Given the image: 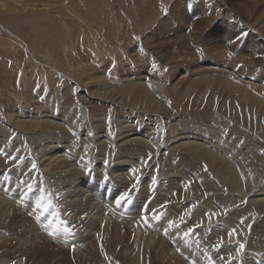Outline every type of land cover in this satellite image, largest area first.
<instances>
[{"label":"rangeland","instance_id":"1","mask_svg":"<svg viewBox=\"0 0 264 264\" xmlns=\"http://www.w3.org/2000/svg\"><path fill=\"white\" fill-rule=\"evenodd\" d=\"M192 1L196 7L187 14ZM243 1L0 0V209L7 206V218L26 213L32 219L24 220L21 231L2 229L6 235L0 236V241L14 239V232L21 244L28 246L38 236L50 246L52 264H80V259L89 253L93 261L91 257L84 259L88 264H122L121 260L127 264H178V261L209 264V257L215 264H227L229 259L220 256L223 250L233 257L231 264H264V212L259 203H254L264 201V109L252 110L248 106L251 97L259 96L264 102V56L261 64L259 58L263 54L256 56V52H251L256 51L258 44H264V40L259 35L263 34L262 28L251 20L257 13L255 7L249 12L247 24L241 26V17L232 6L237 2L240 7ZM179 6L184 12L186 9L187 15L173 13ZM209 9L214 18L217 19L216 13L221 15L223 26L218 27L219 18L209 27L204 26L197 34L198 45L192 51L190 27L197 21L192 16L197 18ZM224 23L234 29L229 35H237L242 29L252 33L254 40L249 53L244 49L245 42V47L248 46L247 35H241L238 42L241 52L228 46L231 42L227 46L222 44L223 38L218 34L225 28ZM168 35H172L169 46L162 44V38ZM180 36L183 41L177 42ZM156 40L158 43H153ZM214 41L222 48L218 45L209 51L207 45H213ZM163 50L174 54L183 52L187 59L162 62L157 52ZM87 66L93 73L114 68L112 76L107 78L114 94L118 93V84L125 82L123 77L134 74L139 80L133 78L127 83L153 80L159 86L155 93L161 102L174 105L172 92L173 95L185 93L199 76H215L226 78L232 86L237 85L236 89L247 90L249 100L243 103L230 94L229 98L222 89L211 94L204 92L197 101L201 107L183 109L178 114L172 113L171 108L166 117H159L144 102L134 109L132 102H122L119 96L112 99L113 95L107 94L94 98L92 91L100 92L103 88L99 83L87 86L81 79V72ZM54 75L62 80L59 84L57 80L52 83ZM47 88L49 91L45 92ZM95 104L104 108H89ZM49 122L63 129L46 127L45 123ZM37 125L43 126L35 128ZM133 138L139 139V144L132 145L129 140ZM185 143L208 147L236 165L242 194L229 190L216 169L180 146ZM167 147H172L174 156L169 155ZM251 163L261 167V179L256 185L248 180L244 170ZM127 183H133L136 190L127 187ZM87 195L95 204L90 203ZM124 196L126 201L122 199ZM163 196L171 202L166 203ZM176 205L181 213L173 209ZM36 216L41 220L37 221ZM154 217L159 222L151 225L157 219ZM89 219L98 220L94 234L89 232ZM5 222L10 223L8 219ZM116 224L119 237L116 243H110L109 230ZM233 229L236 235L231 237L236 238L235 242L228 238ZM204 231L206 235L200 233ZM221 241L223 244L217 250ZM166 243L180 244L178 249L182 247L184 253L174 247L169 250L170 254L167 252V260L155 261L150 254L165 248ZM240 244L249 249L240 251ZM22 257L17 260L26 264L28 256ZM41 257L46 258L43 253ZM177 257L178 261H172Z\"/></svg>","mask_w":264,"mask_h":264},{"label":"bare ground","instance_id":"2","mask_svg":"<svg viewBox=\"0 0 264 264\" xmlns=\"http://www.w3.org/2000/svg\"><path fill=\"white\" fill-rule=\"evenodd\" d=\"M214 1V0H213ZM244 2V4H242L240 7H238L237 6V2H236V5H234V6H232V8H234V10L240 15V19L242 20V22L240 23L241 24V26H243V25H245V24H247V20L248 19H250V13L249 12H251V11H253V8L255 7V9L254 10H257V13L255 14H253L252 16H251V20L252 21H255V24H258L261 28H262V30H260L263 34H261V33H259V35H260V37L264 40V0H244L243 1ZM187 3V2H186ZM185 3V6L187 7V4ZM258 4H261V6H258ZM190 5V4H189ZM188 5V6H189ZM218 5V4H217ZM196 6H195V3L192 1V3H191V5L187 8V14H188V11H190V13H191V10H193L194 8H195ZM197 11H198V9H197ZM196 11V12H197ZM173 13H175L176 15H179V14H181V13H185L186 14V9H185V12L182 10V8H181V6H179V7H176L174 10H173ZM186 14V15H187ZM217 15V19L219 18V16L221 17V15H219L218 13H216ZM175 15V16H176ZM174 16V15H173ZM193 18H195V19H197V21H195L194 23H193V27H190V29H191V31H193V34H192V36H191V40H192V51H193V49H195L196 47H197V45H198V41L196 40V39H199L200 38V36H198L197 34H199L200 33V31L204 28V26H205V28H207V27H209L212 23H214V22H216L217 21V19L216 18H214L213 16H212V13H211V10L209 9V10H206V11H204V12H201V14L196 18V17H194V16H192ZM237 17V16H236ZM219 20H220V23L221 24H219L218 25V27H222L223 26V20H221V18H219ZM225 24V23H224ZM190 25V24H189ZM217 25V24H216ZM226 25V24H225ZM230 25V24H229ZM191 26H192V24H191ZM215 26V25H214ZM228 27H230V31L228 32ZM261 28H259V29H261ZM241 29V28H240ZM226 30V31H225ZM234 29L231 27V26H228V25H226L225 26V28L224 29H222V30H220V32L219 33H221V34H218V35H220V36H222V41H223V45H226L228 42H230L233 38H236V37H238V36H240V37H242L241 35H243V37L245 36V35H247L248 36V38H246V40H247V43H248V46H247V48L245 47V44H246V42H245V44H244V49H246L247 51H248V53H249V50L251 49V43L253 42V37H252V33H246V31L244 30V29H242V31L241 32H238L237 33V35H229V34H231V31H233ZM206 31V30H205ZM235 32V31H234ZM234 32H232V33H234ZM235 34H236V32H235ZM233 36V37H232ZM246 36V37H247ZM213 37V36H212ZM182 36H180V37H178V38H176V41L177 42H182L183 40H182ZM164 41L162 42V44H164V45H167V46H169V45H172V35H168V36H165V37H163L162 38ZM242 39V38H241ZM240 39V40H241ZM220 41V40H219ZM221 41V42H222ZM220 42V43H221ZM238 42L239 41H237V42H235V43H231V44H228V46H230L231 48H233V50H238L239 51V49H238ZM153 43H158V41L156 40V41H153ZM220 46L221 47V44H218V43H216L215 41L213 42V45H207V48H208V50L209 51H214L215 50V47L216 46ZM263 45L264 44H258L257 45V48H256V51H251L252 53L253 52H256V56H257V54H263V55H261L260 56V58H259V60L264 56V47H263ZM227 46V45H226ZM222 48V47H221ZM108 51H111L110 50V48H108ZM234 51V52H235ZM68 52V51H67ZM239 52H241V51H239ZM250 52V53H251ZM111 53V52H110ZM157 54H159V58H160V60L162 61V62H164V61H183V60H185V59H187V56H186V54H184L183 52L182 53H180V54H174V53H172V51L171 50H163V51H158L157 52ZM188 55V54H187ZM240 55V54H239ZM253 56V55H252ZM207 59V58H206ZM249 60V59H248ZM253 60V59H252ZM258 60V61H259ZM249 61H251V58H250V60ZM247 63V62H246ZM259 63H261L262 64V61L260 60L259 61ZM244 64H245V62H244ZM249 64V63H248ZM259 65V64H258ZM247 67H248V65H247ZM42 68H44L43 66H42ZM88 68V66L87 67H85V69H84V73L83 72H81V79H83L84 80V83L87 85V86H92L94 83H99L101 86H102V88H103V91H101L100 90V92H98V90L97 91H92V96L94 97V98H97V99H100V98H103L105 95H107L108 94V96H111V95H113V97H112V99L113 98H115V97H117V96H119V98H121V100H122V102H127V101H130V102H132L133 103V106H134V109L135 108H137V106H139V108H140V106H141V104L144 102V104H147V105H149V107L151 108V110L152 111H154L158 116L160 115H163L164 117H166L165 116V114L167 115L169 112H171V108H172V113H174V114H178V112H182L183 111V109L184 110H188V109H191V110H194V107H201L200 105H198L197 104V101H198V98L199 97H201L200 95L202 94V93H204V92H210V94H211V91H212V93H214V92H219L221 89V91H222V93L223 92H227L228 93V97L230 98V95H232V96H236L238 99L240 98V100L243 102V103H247V101L249 100V98H248V95H247V90H244V89H236L235 87H237V85H235L234 83H233V86L230 84V82H226L227 81V79L226 78H219V77H215V76H213V77H207V76H203V77H201V76H199L198 78H196V79H194L191 83H190V86L188 87V89L185 91V93H180V94H176V95H173V92H172V101H174V105H170L169 106V101L168 102H165V101H163V102H161L162 101V99L161 98H159L158 97V95L155 93V92H158V91H156L155 89H157L159 86H158V84H156L155 82H153V80H151L149 83H141V82H137L136 80L134 81V83H127V82H132L131 80H133V78H136V79H138L139 80V78L137 77V76H135L134 74H131V75H127L126 77H123V80L125 81V82H123V85H120V84H118V93L117 94H114L113 93V91H111L112 89H114V87H110L111 85L109 84L110 82H109V80L107 79L108 78V76L109 77H111L112 76V74H111V72H112V70L114 69L113 67L112 68H108L109 70L107 71H100V72H98V73H93V72H89V69H87ZM218 69V68H217ZM44 70H46L45 68H44ZM42 71H43V69H42ZM59 73V72H58ZM202 73V72H201ZM53 74V73H52ZM85 75V76H84ZM113 76H115V75H113ZM178 77V76H177ZM150 79V78H149ZM52 80V83H54L53 82V80L54 81H56V83H60L62 80L61 79H59L56 75H54L53 76V78L51 79ZM122 80V81H123ZM121 81V80H120ZM121 81V82H122ZM51 82V81H50ZM51 85V84H50ZM110 85V86H109ZM113 85V84H112ZM117 85V84H116ZM38 86V85H37ZM94 86V85H93ZM162 87V86H161ZM46 87H44L43 89H45ZM99 88V87H98ZM47 91H49V89L47 88L46 90H45V92H47ZM50 91H51V89H50ZM111 91V92H110ZM113 93V94H112ZM221 93V94H222ZM194 94H197V96L194 98L193 97V95ZM230 94V95H229ZM190 97H193V101H189V98ZM55 100V99H54ZM93 100V99H92ZM110 100V99H109ZM120 100V99H119ZM112 101V100H111ZM171 101V102H172ZM170 102V104H172ZM97 103V102H96ZM100 103V102H99ZM249 107L253 110V108H255V109H258L259 107L261 108H263L264 109V102H263V98H259V96H255V97H251V100L249 101ZM113 104V103H112ZM55 106V105H54ZM86 106V105H85ZM102 106V105H101ZM101 106H99V105H93V106H90L89 105V108L90 109H92L93 107H101ZM116 106V105H115ZM129 106V105H128ZM247 106V107H248ZM77 107V106H76ZM145 107V106H144ZM208 107V106H207ZM213 107V105H210V108H212ZM80 108V107H79ZM78 108V109H79ZM102 108H104V106H102ZM215 108V107H214ZM108 109V108H107ZM133 109V108H132ZM146 109V108H145ZM248 109V108H247ZM57 110H58V108H57ZM85 110V109H84ZM111 110H112V108H111ZM148 110V109H147ZM78 111V110H77ZM117 111V110H116ZM76 112V111H75ZM118 112L121 114V111L120 110H118ZM247 112V111H246ZM256 112V111H255ZM258 112V111H257ZM264 112V111H263ZM61 113V112H60ZM74 113V112H73ZM18 114V113H17ZM47 114V113H46ZM16 115V114H15ZM262 115V114H261ZM64 116V115H63ZM103 116V115H102ZM129 116H132V114H129ZM128 116V117H129ZM159 116V117H160ZM248 116V115H247ZM246 116V117H247ZM74 117V116H73ZM124 118V117H123ZM126 118V117H125ZM129 118H131V117H129ZM259 118V117H258ZM263 118V117H262ZM76 119V118H75ZM152 119V118H151ZM80 120H81V118H80ZM77 121V120H76ZM261 121V120H260ZM71 122V121H70ZM73 122V121H72ZM81 122V121H80ZM230 122H232L231 120H230ZM74 123V122H73ZM168 123V122H167ZM28 124V123H27ZM46 124V127H48V128H50V127H52V130H56V129H59V128H61V130L63 129V126H60V125H57V124H55V123H53V122H49V123H45ZM77 124V123H76ZM169 124V123H168ZM186 124V123H185ZM217 124V123H216ZM232 124V123H231ZM171 125H173V124H171ZM258 125V124H257ZM16 126H19V123H16ZM40 126H43V125H37L35 128H39ZM76 126V125H75ZM75 126H73V127H75ZM157 126V125H156ZM77 127V126H76ZM154 127V126H153ZM97 128H100V126H98ZM217 128H220V127H217ZM223 128V127H222ZM23 128L21 127L19 130H22ZM41 129V128H40ZM166 129V128H165ZM18 130V129H17ZM214 130V129H213ZM218 130V129H217ZM159 131V130H158ZM191 131H192V129H191ZM236 131V130H235ZM101 132V131H100ZM217 132V131H216ZM177 133V132H176ZM193 133H196V132H193ZM198 133V132H197ZM226 133V132H225ZM101 134V133H100ZM191 134V133H190ZM219 134V133H218ZM185 135V138L186 139H188V136L186 135V134H184ZM193 135V134H192ZM105 136V135H104ZM177 136V135H176ZM178 137V136H177ZM192 136H190L189 137V139L191 138ZM213 137V136H212ZM216 137V136H215ZM144 138V137H143ZM33 139V138H32ZM193 139V138H192ZM214 139V138H213ZM216 139H217V137H216ZM180 140V139H179ZM140 140L139 139H135V138H133V139H131V140H129V142L132 144V145H134V144H137L138 142H139ZM182 141V140H181ZM212 141L213 140H211V142H210V144H212ZM107 142V141H106ZM102 143H105V142H102ZM139 144V143H138ZM148 144V143H147ZM150 144V143H149ZM205 145V144H204ZM86 146V145H85ZM140 146V145H139ZM180 146H182V148L184 147L186 150H188V152H190V153H192V154H195L197 157H198V159L199 160H203V161H205L208 165H209V167L211 166V167H213L214 169H216V171H217V173L219 174V177H220V180L221 181H223L224 182V184H226V185H228V188H229V190H231V191H240L239 193H241V190H242V185H241V182H240V180H239V177L237 176V168H236V165H234L233 163H231L228 159H225L224 157H222V156H219V154H216V153H213L211 150L212 149H210V148H208V147H205V146H203V145H200V144H194V143H185V144H182V145H180ZM179 146V147H180ZM135 147H137V146H135ZM216 147H218V143H217V146ZM175 148V147H174ZM166 150H168V152H169V155L170 154H172L173 156L175 155V152L172 150V147H167L166 148ZM165 150V151H166ZM219 150V149H218ZM58 151V150H57ZM95 151V150H94ZM98 151V150H97ZM103 151V150H102ZM215 151V150H214ZM146 152V151H145ZM238 152V151H237ZM135 153V152H134ZM99 154V153H98ZM10 156H11V153L9 154ZM67 155V154H66ZM70 155V154H69ZM91 155V154H90ZM105 155V154H104ZM148 155V154H147ZM151 155V154H150ZM168 155V156H169ZM73 156V155H72ZM96 156V155H95ZM172 156V157H173ZM56 157V156H55ZM135 157V156H134ZM162 157H164L163 155H162ZM196 157V158H197ZM61 158V157H60ZM92 158V157H91ZM100 158H102V157H100ZM165 158V157H164ZM78 159V158H77ZM134 159V158H133ZM163 159V158H162ZM185 159V158H184ZM104 160V159H103ZM166 160V159H165ZM43 161V160H42ZM80 161V160H79ZM93 161V160H92ZM131 161V160H130ZM238 161V160H237ZM54 162V161H53ZM156 162V161H155ZM241 162V161H240ZM66 163V162H65ZM73 163V162H72ZM80 163H81V161H80ZM97 163V162H96ZM95 163V164H96ZM134 163V162H133ZM152 163V162H151ZM165 163V162H164ZM28 164V163H27ZM83 164V163H82ZM186 164V163H185ZM189 164V163H188ZM53 165V164H52ZM73 165V164H72ZM155 165V164H154ZM235 167H234V166ZM76 166H79V165H76ZM96 166V165H95ZM143 166V165H142ZM182 166V165H181ZM194 166H195V164H194ZM14 167V166H13ZM12 167V168H13ZM73 167V166H72ZM80 167V166H79ZM164 167V166H163ZM173 168V167H172ZM179 168V167H178ZM256 168H259V169H256ZM74 169V168H73ZM77 169V168H76ZM199 169V168H198ZM211 170H212V168H210ZM22 170V169H21ZM70 170V169H69ZM193 170V169H192ZM244 170H245V173H246V176H247V178H248V180L249 181H251V183L252 184H258L259 183V181H260V179H261V177H259V176H261L262 174H261V167H259V165L258 164H255V163H251L250 165H246L245 167H244ZM66 171H67V169H66ZM78 171V170H77ZM141 171V170H140ZM145 171V170H144ZM172 171V170H171ZM201 171V170H200ZM259 171V172H258ZM52 172V171H51ZM183 172V171H182ZM192 172V171H191ZM44 173V172H43ZM58 173V172H57ZM74 173V172H73ZM167 173V172H166ZM189 173V172H188ZM187 173V174H188ZM196 173H198V172H196ZM206 173V172H205ZM61 174V173H60ZM192 174V173H191ZM125 175V174H124ZM146 175V174H145ZM155 175V174H154ZM78 176V175H77ZM147 176V175H146ZM218 176V175H217ZM155 177V176H154ZM159 177V176H158ZM71 178V177H70ZM153 178V177H152ZM217 177H215V179H216ZM8 179V178H7ZM72 179V178H71ZM141 179H143L142 177H141ZM211 179V178H210ZM213 179V178H212ZM14 180V179H13ZM125 180V179H124ZM166 180H168V179H166ZM187 180V179H186ZM192 180V179H191ZM130 181V180H129ZM207 181V180H206ZM210 181V180H209ZM10 182V181H9ZM122 182V181H121ZM217 182V181H216ZM11 183V182H10ZM13 183V182H12ZM17 183V182H16ZM16 183H15V185H16ZM169 183V182H168ZM210 183V182H209ZM208 183V184H209ZM4 184V183H3ZM19 184V183H18ZM81 184V183H80ZM5 185H6V183H5ZM4 185V186H5ZM78 185V184H77ZM185 185H186V183H185ZM14 186V185H13ZM13 186H11V187H13ZM52 186V185H51ZM58 186V185H57ZM66 186V185H65ZM126 186L127 187H130V188H133V183H127L126 184ZM10 187V188H11ZM16 187V186H15ZM18 187V186H17ZM254 187V186H253ZM44 188V187H43ZM74 188V187H73ZM158 188V187H157ZM186 188V187H185ZM218 188V187H217ZM9 189V188H8ZM17 189V188H16ZM19 189V188H18ZM58 190H59V188H57ZM75 189V188H74ZM135 190H136V188H134ZM254 189H255V187H254ZM46 190V189H45ZM61 190V189H60ZM189 190V189H188ZM19 191V190H18ZM21 191V190H20ZM19 191V192H20ZM62 191V190H61ZM191 191V190H190ZM195 191V190H194ZM219 191H220V189H219ZM245 191V190H244ZM69 192V191H68ZM160 192V191H159ZM21 193V192H20ZM49 193V192H48ZM47 192H46V194H48ZM62 193V192H61ZM60 193V194H61ZM40 194H42V193H40ZM71 194V193H70ZM157 194V193H156ZM198 194V193H197ZM242 194V193H241ZM43 195V194H42ZM57 195V194H56ZM63 195V194H62ZM185 195V194H184ZM184 195H182L181 194V196L183 197V198H185V196ZM191 194H189V196H190ZM201 195L202 194H198V196H200L201 197ZM10 196V195H9ZM14 196V195H13ZM55 196V195H54ZM68 196H69V193H68ZM82 196V195H81ZM88 196V195H87ZM211 196V195H210ZM218 196V195H217ZM7 197V196H6ZM16 197V196H15ZM67 197V196H66ZM205 197H208V196H205ZM11 198V197H10ZM73 198V197H72ZM88 198V200L90 201V203L92 202V203H94L95 204V202L88 196L87 197ZM39 199V198H38ZM73 199H75V198H73ZM73 199H71L72 201H73ZM79 199V198H78ZM220 199V198H219ZM1 200V199H0ZM4 200V199H3ZM69 200V199H68ZM70 200V201H71ZM163 200L166 202V203H170L171 202V200L168 198V197H164L163 196ZM39 201V200H38ZM42 201V200H41ZM56 201V200H55ZM74 203H75V201H73ZM199 202V201H198ZM208 202V201H207ZM24 203V202H23ZM48 203V202H47ZM58 203V202H57ZM80 203V202H79ZM85 203V202H84ZM91 203V204H92ZM161 203V202H160ZM255 204H257V203H259V207H260V210H261V212H264V201L263 200H260V201H256V202H254ZM73 204V203H72ZM78 204V203H77ZM191 204H192V202H191ZM198 204V203H197ZM66 205V204H65ZM74 205V204H73ZM80 205H81V203H80ZM79 205V206H80ZM88 205H89V203H88ZM163 205V204H162ZM194 205V204H193ZM233 205V204H232ZM231 205V206H232ZM47 206V205H46ZM48 206H49V204H48ZM70 207H71V204L69 205ZM86 207H87V205H85ZM197 206V205H196ZM210 206V205H209ZM229 205H227V207H228ZM230 206V207H231ZM3 207V209H0V233H3V230L2 229H6L7 230V232H8V229L11 231V230H13L14 231V229L15 228H17V229H21V227H22V224L23 223H25V219H27V221L26 222H28V220H30L31 218L29 217V216H26L25 214L24 215H18V216H15V217H9V218H7L8 216H7V206L6 207H4V205L2 206ZM67 207V206H66ZM89 207V206H88ZM97 207H98V205H97ZM192 207V206H191ZM194 207V206H193ZM212 207V206H211ZM222 207V206H221ZM224 207V206H223ZM80 208L82 209V206H80ZM90 208V207H89ZM88 208V209H89ZM94 208V207H93ZM198 208V207H197ZM65 209V208H64ZM76 209V208H75ZM98 209V208H97ZM173 209H177L178 211L177 212H179L180 210V208H178V206L176 205V206H174L173 207ZM190 209V208H189ZM192 209V208H191ZM191 209H190V211H191ZM100 210V209H99ZM17 211V210H16ZM57 211V210H56ZM65 211H68V210H65ZM70 211H72V212H74L73 210H70ZM92 211V210H91ZM176 211V210H175ZM189 211V210H188ZM202 211V210H201ZM200 211V212H201ZM23 212V211H22ZM21 212V213H22ZM64 212V211H63ZM71 212V213H72ZM85 212V211H84ZM139 212V211H138ZM141 212V211H140ZM184 212V211H183ZM182 212V213H183ZM193 212H194V210H193ZM192 212V213H193ZM44 213V212H43ZM46 213H47V211H46ZM82 213H83V211H82ZM92 213H93V211H92ZM135 213V212H134ZM171 213V212H170ZM174 213H176V212H174ZM180 213H181V211H180ZM13 214H14V211H13ZM12 214V215H13ZM62 214V213H61ZM74 214H75V212H74ZM76 214H78V213H76ZM96 214V213H95ZM138 214H140V213H138ZM142 214V213H141ZM184 214V213H183ZM183 214L181 215V216H183ZM200 214V213H199ZM8 215H9V212H8ZM29 215H30V213H29ZM67 215V214H66ZM80 215V214H79ZM78 215V216H79ZM83 215H85V214H83ZM87 215V214H86ZM101 215H103L102 213H101ZM186 215V214H185ZM191 215V214H190ZM195 215V214H194ZM193 215V216H194ZM245 215V214H244ZM94 216V215H93ZM141 216V215H140ZM177 216V215H176ZM73 217H74V215H73ZM80 217V216H79ZM81 217H82V215H81ZM80 217V218H81ZM94 217H98V216H94ZM94 217H92V218H94ZM101 217V216H100ZM99 217V218H100ZM161 217V216H160ZM178 217V216H177ZM184 217V216H183ZM196 217V216H195ZM71 218V217H70ZM85 219H86V217H84ZM83 218V219H84ZM88 218H90L89 216H88ZM98 218V219H99ZM189 218H191V217H189ZM261 218V217H260ZM9 220L10 221V223H8L7 222V224L8 225H6V222H5V220ZM47 219V218H46ZM69 219V218H68ZM82 219V218H81ZM95 219V218H94ZM161 219V218H160ZM176 219V218H175ZM174 219V221H176ZM32 220V219H31ZM48 220V219H47ZM66 220V219H65ZM75 220H77L76 218H75ZM90 220V219H89ZM97 220V219H96ZM173 220V219H172ZM67 221V220H66ZM72 221V220H71ZM70 221V222H71ZM82 221V220H81ZM91 221V228H89V229H91L90 231L89 230H86V231H89L90 233H93V230L95 229V227H96V223H97V221H95V220H90ZM105 222H106V220H104ZM189 221V220H188ZM33 222V221H32ZM75 222H77V221H75ZM103 222V217H102V221L101 222H99L98 221V223H99V225H101V223ZM148 222H150V221H148ZM158 222H159V219H155V220H153V221H151L150 222V224L152 225V224H158ZM172 222V221H171ZM180 222H182L181 220H180ZM185 222V221H184ZM30 223V222H29ZM82 223V222H81ZM81 223H80V225H81ZM178 223H179V219H178ZM9 224H10V226H9ZM27 224V223H26ZM48 224V223H47ZM69 223H67V225H68ZM73 224V223H72ZM110 224H111V222H110ZM109 224V225H110ZM115 224V223H114ZM181 224V223H180ZM183 224V223H182ZM187 224V223H186ZM191 224V223H190ZM189 224V225H190ZM225 224V223H224ZM31 225V224H30ZM83 225V224H82ZM109 225L108 226H106V227H109ZM117 225L118 224H116V225H113L114 227L111 229V230H109V232L111 233V239H110V243H116V239L119 237V233H118V227H117ZM178 225V224H177ZM78 226V225H77ZM76 226V227H77ZM90 226V225H89ZM112 226V225H111ZM159 226V225H158ZM183 226H184V224H183ZM191 226V225H190ZM31 227H32V225H31ZM34 227H36V225L34 226ZM71 227V226H70ZM73 227H74V225H73ZM84 227L86 228V226L84 225ZM105 227V226H104ZM142 227V226H141ZM176 227H178V226H176ZM187 227V226H186ZM27 228V227H26ZM36 228H38V227H36ZM81 229H82V227H80ZM140 228V227H139ZM174 228V227H173ZM23 229V228H22ZM34 229V228H33ZM71 229V228H70ZM77 229V228H76ZM105 229V228H104ZM137 229H138V227H137ZM158 229H161V227L160 228H158ZM171 229H172V227H171ZM177 229V228H176ZM181 229V228H180ZM185 229V228H184ZM190 229V228H189ZM188 229V230H189ZM217 229H219V228H217ZM259 229V228H258ZM36 230V229H35ZM75 230V229H74ZM83 230V229H82ZM84 230V231H85ZM100 230V229H99ZM102 230V229H101ZM106 230H108V229H106ZM175 230V229H174ZM181 230H183V229H181ZM254 230V229H253ZM21 231V230H20ZM24 231V230H23ZM30 231H31V229H30ZM163 231V230H162ZM162 231L160 232V233H162ZM166 231V230H165ZM173 231V230H172ZM178 231V230H177ZM5 232V231H4ZM31 232H33V230L31 231ZM38 232V231H37ZM37 232H35V233H37ZM43 232V231H42ZM76 232V231H75ZM99 233H100V231H98ZM120 232V231H119ZM181 232V231H180ZM185 232V231H184ZM253 232V231H252ZM18 233V232H17ZM85 233V232H84ZM83 233V234H84ZM164 233V232H163ZM169 233H171V232H169ZM173 233H175L174 231H173ZM201 234H204V235H206L207 233H206V231H204V232H200ZM13 236H14V239H8V238H3L2 239V241L4 242H2V241H0V264H13L12 262H14L15 261V263L14 264H18V262H19V264H22L21 262H20V260L18 261L17 259L18 258H20V257H22V256H28V258H26V264H52V258H51V253L50 252H48L49 250H50V246L49 245H47L46 244V242H44L42 239H40V238H38V236H36V235H34L33 233V235L34 236H36L37 237V240L36 239H33L32 240V242H29V245L28 246H24V245H22L21 244V239L19 238V237H16L15 236V233L13 232ZM24 234H26V237L25 238H27V233H24ZM24 234H23V236H24ZM29 234H31V233H29ZM86 234V233H85ZM94 234V233H93ZM92 234V235H93ZM103 234V233H102ZM105 234V233H104ZM107 234V233H106ZM109 234V233H108ZM168 234V233H167ZM172 234V233H171ZM176 234V233H175ZM4 235H6V234H0V236L1 237H4ZM32 235V236H33ZM80 235V234H79ZM81 235H82V233H81ZM87 235H88V233H87ZM163 235V234H162ZM253 235V234H252ZM8 236V235H7ZM89 236V235H88ZM105 236V235H104ZM187 236V235H186ZM189 236V235H188ZM36 237H34V238H36ZM82 237V236H81ZM94 237V236H93ZM92 237V238H93ZM105 237H107V236H105ZM17 238H19L18 240H17ZM24 238V239H25ZM42 238H43V236H42ZM46 238V237H45ZM91 238V239H92ZM228 238H231L230 240L232 241V242H235L236 241V238L235 237H228ZM94 239V238H93ZM106 240H107V238H105ZM175 239V238H174ZM29 240V239H28ZM155 240H157V239H155ZM154 240V241H155ZM88 241H90L89 239H88ZM111 241H113V242H111ZM218 241H220V239L218 240ZM79 242V241H78ZM81 242V241H80ZM108 242V241H107ZM168 242V241H167ZM3 243V244H2ZM27 243V242H26ZM85 244H86V242H84ZM105 243V242H104ZM157 243V242H156ZM150 244H152V243H150ZM159 244V243H158ZM162 244V243H161ZM160 244V245H161ZM167 244V243H166ZM165 244V245H166ZM84 245V244H83ZM162 245H164V244H162ZM161 245V246H162ZM224 245H228V244H224ZM249 245V244H248ZM143 246H145V245H143ZM152 247H154L153 245H151ZM179 246H180V244H179ZM179 246L176 244L175 245V243L173 244H171V243H168L167 245H166V247L165 248H163V249H156V251H155V253H151L150 254V256H153V258H154V260L155 261H158V262H160L159 261V258H161V259H166V254H167V252H169L168 254H170V249L171 248H173L174 249V247H176V249H178L179 248ZM184 246H185V244H184ZM133 247V246H132ZM136 247V246H135ZM140 248H141V245L139 246ZM156 247V246H155ZM158 247V246H157ZM186 247V246H185ZM53 248V247H52ZM57 248H59V247H57ZM57 248L55 249V250H57ZM88 248V247H87ZM90 248V247H89ZM92 248V247H91ZM182 248V247H181ZM178 249V250H180L182 253H184L183 251H182V249ZM85 249H86V247H85ZM130 249H132V248H130ZM247 249H249V247H244L243 248V250H242V252H244L245 250H247ZM263 249H264V247H263ZM33 250V251H32ZM140 250V249H139ZM152 250V249H151ZM91 251V250H90ZM177 251V250H176ZM241 251V250H240ZM60 252V251H59ZM134 252V251H133ZM224 252H225V250H223V251H221V253H220V256H223L224 255V258H226V259H230V258H233L232 256H228L227 255V252L224 254ZM41 253H43L44 255H45V257L48 259V257H49V259H48V261H46V258L45 259H43L42 257H41ZM86 253V252H85ZM59 254H61V253H59ZM98 254V253H97ZM186 254V253H185ZM242 254V253H241ZM243 254H245V255H249V254H246V253H243ZM74 255V254H73ZM95 255V254H94ZM136 255V254H135ZM142 255V254H141ZM169 256V255H168ZM173 256V255H172ZM89 257H91L90 256V253L89 254H87L85 257H83V258H81L80 259V261H79V258H78V261L80 262V264H88V262L89 261H84V259H87V258H89ZM140 257V256H139ZM191 257V256H190ZM237 257H239V256H236L235 258H237ZM23 258V257H22ZM92 258V257H91ZM136 258V257H135ZM141 258V257H140ZM145 258V257H144ZM152 258V257H151ZM221 258V257H220ZM245 259H246V257H244ZM139 259V258H138ZM193 259V258H192ZM92 261H93V258L91 259ZM136 260V259H135ZM141 260V259H140ZM144 260V259H143ZM167 260V259H166ZM173 260H179L178 259V257L176 258V259H172V261ZM181 260V259H180ZM25 261V260H24ZM61 261L63 262L64 260H62L61 259ZM146 262H147V259H146ZM163 262V261H162ZM168 262V261H167ZM179 263L178 264H184L183 263V261L181 262V261H178ZM64 263V262H63ZM105 263H107V262H105ZM121 263L122 264H127L126 263V261H123V260H121ZM130 263V262H129ZM153 263V262H152ZM189 263V262H188ZM191 263V262H190ZM189 263V264H190ZM57 264V263H56ZM60 264V263H59ZM93 264H95V263H93ZM109 264H110V262H109ZM131 264V263H130ZM140 264V263H139ZM175 264V263H174ZM193 264V263H192Z\"/></svg>","mask_w":264,"mask_h":264},{"label":"snow or ice","instance_id":"3","mask_svg":"<svg viewBox=\"0 0 264 264\" xmlns=\"http://www.w3.org/2000/svg\"><path fill=\"white\" fill-rule=\"evenodd\" d=\"M240 39H241V37L238 36V37H236V38H233L230 42H231V43H235V42L239 41ZM165 71H166V69H165ZM169 106H170V105H169ZM149 159H151L150 156H149ZM32 167L35 168V165H33ZM205 170H207L206 167H205ZM106 179H107V178H106ZM134 187H135V185H133V188H134ZM122 199L126 201V200H127V197L124 196V197H122ZM118 203H119V201H118ZM154 218H157V219H158V217H154ZM35 219H36L37 221H40V220H41V217H40V216H36ZM241 223H243V221H241ZM65 230L67 231V229H65ZM49 235H52V233H49ZM186 235H187V233H186ZM233 235H236V230H235V229H233L232 232L229 233V236H230V237L233 236ZM222 244H223V241H221V243H220L219 245L216 246L217 250L219 249L220 246H222ZM243 248H244V245H243V244H240V245H239V249L242 251ZM238 254H239V252H238ZM221 259H223V257H221ZM209 264H215V262L212 261L210 257H209ZM227 264H231V259H229V261L227 262Z\"/></svg>","mask_w":264,"mask_h":264}]
</instances>
